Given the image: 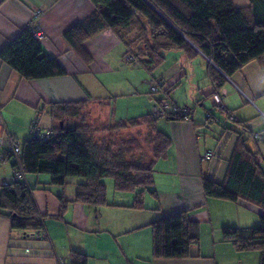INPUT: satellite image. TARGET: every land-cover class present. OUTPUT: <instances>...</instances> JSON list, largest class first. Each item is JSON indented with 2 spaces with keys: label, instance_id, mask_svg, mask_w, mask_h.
<instances>
[{
  "label": "crops",
  "instance_id": "crops-1",
  "mask_svg": "<svg viewBox=\"0 0 264 264\" xmlns=\"http://www.w3.org/2000/svg\"><path fill=\"white\" fill-rule=\"evenodd\" d=\"M231 1L254 21L264 23V0ZM36 10L41 11L37 25L44 33L43 50L65 75L27 80L0 59V185L12 179L11 160L2 159L12 141L30 139L35 119L43 129L58 124L49 112L52 103L85 102L83 123L98 131L95 139L144 138L150 131L144 122L116 135L107 128L151 112L129 116L125 100L140 96L141 87H150L153 81H161L162 88L152 96V106L166 98L177 107L192 108L193 114L191 121L156 120L157 129L171 138V144L154 164L156 196L145 191L142 208L131 207L136 192L117 191L114 184L112 200L107 196L106 204L96 207L73 201L81 179H70L61 187L51 184L47 172L25 174L23 183L43 216L44 236L36 239L12 231L9 220L0 218V264H70L72 251L85 254L88 264H260V251L239 250L222 239V229L257 227L264 211L242 200L206 199L202 177L217 183L224 180L237 141V133L227 128L234 121L264 137V67L249 62L232 76H224L216 90L209 74L212 63L205 56L187 59L182 52L171 51L164 54L160 74L137 82L134 75L142 67L124 60L126 48L109 29L84 43L91 57L86 64L66 42L64 32L95 10L90 0H0V50L28 27ZM214 94L220 95L225 110L213 105ZM210 113L213 118H207ZM104 128L105 133L100 132ZM246 145L258 150L264 165V142L250 137ZM207 150L217 156L202 160ZM60 196L70 201L62 217H58ZM182 210L199 225L198 245L192 246L189 258L154 259L151 222Z\"/></svg>",
  "mask_w": 264,
  "mask_h": 264
},
{
  "label": "trees",
  "instance_id": "trees-1",
  "mask_svg": "<svg viewBox=\"0 0 264 264\" xmlns=\"http://www.w3.org/2000/svg\"><path fill=\"white\" fill-rule=\"evenodd\" d=\"M90 2L95 10L64 32L66 42L86 64L91 62V57L84 43L109 29L124 44V57L132 56L131 63H138L149 73L164 62L166 52L180 51L187 59L202 54L212 63L209 74L216 90L224 76H232L249 62L256 61L264 67V23L254 21L246 9L234 6L231 0ZM41 41L34 37L28 25L0 50V59L27 80L65 75L56 59L44 52ZM85 106L83 101L52 103L49 112L58 122L51 129L55 137L40 140L31 134L30 139L21 143L17 164L12 156H7L13 170L20 166L23 176L47 172L51 175V184L61 187L70 179H81L76 184L73 201L96 207L106 204L105 179L111 178L115 190L136 192L131 207L142 208L145 191L156 196L154 164L165 156L171 144V138L156 127V120L161 117L151 111L141 119H130L107 128L116 135L115 132L144 122L150 129L144 138L125 139L120 135L113 140L111 137L95 139L98 131L90 130L83 123ZM165 117L184 120L178 113H167ZM210 118H213L212 113ZM227 128L237 133V141L226 175L221 183L203 176L204 197L232 202L242 200L264 211V165L258 150L251 151L246 145L248 138H254V132L237 121ZM100 132L105 133V128ZM259 140L264 142L261 134L256 139ZM60 200L58 217L63 216L70 202L63 196ZM0 218L9 220L12 231L25 235L43 232V216L23 179L15 180L12 175L11 181L0 185ZM150 227L154 259L189 258L192 246L198 245L200 240L199 225L189 219L186 210L158 218ZM222 239L242 251H260V264H264V214L259 216L257 227H224ZM70 264H88V257L72 251Z\"/></svg>",
  "mask_w": 264,
  "mask_h": 264
},
{
  "label": "built area",
  "instance_id": "built-area-1",
  "mask_svg": "<svg viewBox=\"0 0 264 264\" xmlns=\"http://www.w3.org/2000/svg\"><path fill=\"white\" fill-rule=\"evenodd\" d=\"M41 15L40 10H36L34 12V15L29 23L31 27V33L34 35V37L38 40H42L44 38V33L41 31V29L37 25V20L39 19ZM124 60L127 63H131L133 60L132 56H125ZM162 86V82H153L150 86V89L152 93H157ZM213 105L217 107L218 109H223L225 110V105L222 103L221 97L218 94L213 95ZM152 114L157 117H165L167 113H178L181 115L184 119V121H191L192 119V108L188 106H182V107H177L175 104L171 103L167 99H162L159 104L156 106L152 107ZM210 117V114L207 115V118ZM228 117L230 120H234V116L228 112ZM31 134L34 138L40 139V140H46L50 139L51 137H55V131L51 129H43L40 128L37 124V119L32 123L31 125ZM260 133H254V139H259ZM21 149V143L18 141H12L9 151L6 153L7 155H2V159L6 158L8 155L12 156L13 160H15L16 164L18 162V154ZM216 153L211 150H207L203 155H202V160H209L211 158L216 157ZM13 178L15 180H22L24 178L23 172L20 168V166H17V168H14L13 170ZM6 184L7 182H3ZM44 233L43 232H38L34 235L36 239L43 238Z\"/></svg>",
  "mask_w": 264,
  "mask_h": 264
},
{
  "label": "rangeland",
  "instance_id": "rangeland-1",
  "mask_svg": "<svg viewBox=\"0 0 264 264\" xmlns=\"http://www.w3.org/2000/svg\"><path fill=\"white\" fill-rule=\"evenodd\" d=\"M33 15H34V13H33ZM33 15H32V17H33ZM160 67L161 66H158L157 68H155V70L152 71V73H149L144 68L137 69V71L135 72V75H134V79L137 80V82H139V81L142 82L146 78L150 79V76H156V75L160 74L161 71H163V70H161L162 68H160ZM186 81L188 82V80H186ZM153 82H155V81H153ZM188 84H189V82H188ZM188 84H186V85H188ZM140 92L142 93L140 96L133 97V98H127L125 100V107L128 108L129 112H130L129 116L141 115V114L147 113V112L152 110L153 97L158 95L157 94L158 92L154 93V94H150L149 93V92H151L150 87H141ZM132 114H134V115H132ZM161 119L164 120V118H160L159 120H161ZM75 179H77V178H75ZM105 181H106V197L108 196L110 198V200H112L113 192L115 193V190L113 188V180L111 178H106ZM109 189H110V192H109ZM123 193H129V192H123ZM121 195H124V194H121Z\"/></svg>",
  "mask_w": 264,
  "mask_h": 264
},
{
  "label": "water",
  "instance_id": "water-1",
  "mask_svg": "<svg viewBox=\"0 0 264 264\" xmlns=\"http://www.w3.org/2000/svg\"><path fill=\"white\" fill-rule=\"evenodd\" d=\"M209 60V59H208ZM210 61V60H209ZM210 63H211V61H210Z\"/></svg>",
  "mask_w": 264,
  "mask_h": 264
}]
</instances>
